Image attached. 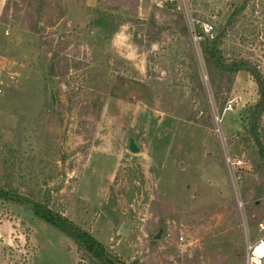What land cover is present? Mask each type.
<instances>
[{"label": "rangeland", "instance_id": "374dc122", "mask_svg": "<svg viewBox=\"0 0 264 264\" xmlns=\"http://www.w3.org/2000/svg\"><path fill=\"white\" fill-rule=\"evenodd\" d=\"M89 1H6L0 70L14 80L0 98V185L48 196L126 261L244 264L264 196V161L243 132L255 84L205 64L202 44L170 23L177 14L186 24L177 5ZM190 5L215 21L224 57L264 74V0L234 14L221 0ZM226 154L244 162L235 174ZM78 257L30 206L0 200V264Z\"/></svg>", "mask_w": 264, "mask_h": 264}, {"label": "trees", "instance_id": "16d2710c", "mask_svg": "<svg viewBox=\"0 0 264 264\" xmlns=\"http://www.w3.org/2000/svg\"><path fill=\"white\" fill-rule=\"evenodd\" d=\"M248 1L244 0L241 4H230L233 7L232 14L242 10ZM6 7L5 4L1 13L0 22H5ZM170 23L176 29L180 27L179 32L184 34L187 32V26L181 15L176 14ZM149 27L153 30L159 28L154 23H151ZM34 28L37 31L39 30L35 22ZM165 28L167 30V27ZM201 44L203 59L208 67H215L221 75L244 71L256 85L257 98L246 110V116L243 119V132L249 136L257 149L260 159L264 161V74L260 65L244 57L232 59L224 57L219 47L220 42L217 36L213 40H206ZM53 70L54 68L51 70V74L54 73ZM0 200L17 203L22 206H30L35 217L58 229L69 238L79 255L76 264H140L137 259L126 261L112 250L110 245L100 242L91 231L84 229L79 224L51 209L48 196L45 202H36L19 193L13 186L5 187L0 185Z\"/></svg>", "mask_w": 264, "mask_h": 264}, {"label": "built area", "instance_id": "2783aa9c", "mask_svg": "<svg viewBox=\"0 0 264 264\" xmlns=\"http://www.w3.org/2000/svg\"><path fill=\"white\" fill-rule=\"evenodd\" d=\"M159 4H168L175 2L177 4V9L184 15L187 30L191 42L200 45L206 40H213L217 36V30L214 20L203 19L198 16L192 15L191 0H158ZM7 34V32H5ZM14 76L12 74L3 73L0 70V98L4 92L5 85L8 82H12ZM231 102H227L224 110H231ZM215 119L220 123V118L218 116ZM216 132H219L222 136L223 143L225 142V137L222 135L220 128H216ZM225 162L228 168L232 170L235 174V168H238L244 164L242 159L233 158L226 154ZM250 232V231H249ZM182 239V238H181ZM167 264H180L179 262L172 260ZM244 264H264V196L259 200V210L257 218L252 227V234L248 237L245 245V257Z\"/></svg>", "mask_w": 264, "mask_h": 264}, {"label": "crops", "instance_id": "0c3cea01", "mask_svg": "<svg viewBox=\"0 0 264 264\" xmlns=\"http://www.w3.org/2000/svg\"><path fill=\"white\" fill-rule=\"evenodd\" d=\"M6 1L7 0H0V17H1V13H2V10H3V8H4V6H5V4H6ZM97 1L98 0H90L89 2V4H91V6H93V5H95V3H97ZM147 0H139V4H140V7H139V9L140 10H144V5H145V2H146ZM151 2L152 0H148V2ZM221 1H225V2H229V5L230 4H241L242 2H243V0L240 2V3H238V2H233L232 0H221ZM166 5H177L175 2H171V3H168V4H166ZM242 71H239V72H237V73H235V75H237L238 76V74H240ZM236 76V77H237ZM239 78V77H238ZM246 78L247 79H250L251 80V78H250V76L247 74L246 75ZM244 79V78H243ZM252 81V80H251ZM253 82V81H252ZM251 84V83H250ZM251 86H252V84H251ZM255 89V92H256V85H255V88L253 87V90ZM254 92V93H255ZM248 97H250V95L248 96ZM253 98V97H252ZM233 102H238V100H237V98L235 97L234 99H233ZM122 225H120V227H121Z\"/></svg>", "mask_w": 264, "mask_h": 264}, {"label": "water", "instance_id": "95a60500", "mask_svg": "<svg viewBox=\"0 0 264 264\" xmlns=\"http://www.w3.org/2000/svg\"><path fill=\"white\" fill-rule=\"evenodd\" d=\"M129 150L131 151V152H138V147L136 146V144H135V141L132 139V138H130V140H129ZM119 231L121 232V233H125V231H124V229H123V225L120 227V229H119ZM160 234H161V231H159L156 235H155V238H159L160 237Z\"/></svg>", "mask_w": 264, "mask_h": 264}]
</instances>
